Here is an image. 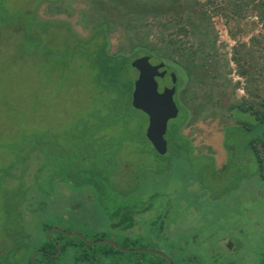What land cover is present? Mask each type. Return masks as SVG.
I'll list each match as a JSON object with an SVG mask.
<instances>
[{"label":"rangeland","instance_id":"374dc122","mask_svg":"<svg viewBox=\"0 0 264 264\" xmlns=\"http://www.w3.org/2000/svg\"><path fill=\"white\" fill-rule=\"evenodd\" d=\"M156 1L162 7L167 0ZM198 1H210L207 22L198 21L187 5L147 17L137 28L142 14L126 18L123 8L121 15L108 0H0V264H32L33 245L52 237L55 228L79 233L86 242L183 259L182 264H264V184L243 143H226L227 156L223 131L235 122L226 116L215 85L225 79L224 92L234 90L236 101L247 98V90L264 94V21L257 17L263 10L253 7L259 0ZM54 21L69 28L50 24ZM102 24L110 55L130 57L133 46L145 43L159 50L169 35L180 40L182 50L196 51L200 42L207 47L201 61L192 59L197 67L205 60L211 78L192 81L183 96L179 93L182 104L197 107L180 131L188 143L173 134L179 118L149 121L127 106L128 97L97 88V61L106 40L97 35L86 44L70 31L87 40ZM195 25L200 28L190 30ZM259 37V44L251 42ZM235 57L251 63L243 77ZM169 58L190 66L175 54ZM125 75L137 78L129 68ZM191 91L195 96L189 98ZM211 100L209 110L201 109ZM149 126L165 130V155L154 153L144 137ZM37 135L47 144L40 147L39 169L26 170L27 149ZM77 165L103 174L95 178L100 192L92 182L72 184ZM28 187L33 191L25 194ZM31 194L38 195L32 204L26 202ZM122 208L135 214L147 209L137 219L142 233L137 226L132 236L112 227ZM43 223L50 225L45 235ZM104 245L109 246L94 245L92 252L107 249ZM123 253L115 256L121 264L138 258Z\"/></svg>","mask_w":264,"mask_h":264},{"label":"trees","instance_id":"16d2710c","mask_svg":"<svg viewBox=\"0 0 264 264\" xmlns=\"http://www.w3.org/2000/svg\"><path fill=\"white\" fill-rule=\"evenodd\" d=\"M104 1V0H102ZM110 3H112V7L115 11L120 13L121 15L123 12H121L122 8L125 11L124 16L127 18L134 15L135 12H139L136 14L138 16L139 14H142L140 17H136L139 21L138 24H135L137 28H140L143 26L141 22L143 19H146L147 17H157L158 15H165L167 12H171L175 8L178 7H188L190 10L193 11L195 16L197 17V20L200 22H204L209 19L207 16V7L210 5V1L205 2V4H202L198 0H167L162 7H159L156 0H108ZM241 1V0H239ZM246 1V0H245ZM58 3L57 1L54 3ZM122 3V6H119ZM251 1L244 3L245 6H249ZM238 5V3L236 4ZM235 5V6H236ZM255 9L263 10L260 12V14H257V17H261V21L263 20V17L261 16L262 13L264 14V0H259L255 6L253 5ZM210 8V7H209ZM112 10V9H111ZM59 13V11H57ZM197 14V15H196ZM186 22L188 18H185ZM39 21H43L42 19H39ZM196 20V21H197ZM131 21H129L130 23ZM40 23V22H39ZM49 23V22H48ZM188 23H191L188 21ZM50 24H64L68 27V24L64 22H52ZM69 28V27H68ZM190 30H198L200 28L199 25L191 26ZM184 35H186V28H184ZM70 30V29H69ZM71 35L79 42L82 43H88L90 39H93L94 36L100 35L105 41L104 49L106 51L102 52L101 60H98L97 63L99 65L100 74L97 78V88H100L101 90H106L109 92H112L113 95H119L120 99L128 97V103L127 106L129 108L131 107V93L133 91V82L131 76L127 77L124 76L126 68H129L130 70H133L130 67V63L132 60L142 57V56H148V57H154L159 59L160 61L164 62L166 66L176 74L177 76V90L175 95V103L177 105L179 114H178V122L173 126V134L180 137V139L186 141L184 137L181 135L180 131L183 129L185 123L190 119L191 113L195 111L197 107L190 108L188 106L181 103L179 93L181 92L182 96L184 92H186L185 87L189 88L191 87V83L197 82V80L205 79V78H211L208 73L209 69L208 66L205 64V60H202L200 67H197L193 64L194 57L197 58V61H201L199 55H203L205 53V46L201 42L198 44V50L191 51V48H186L182 50V45L180 44V40H177L175 36L169 35V39L165 40L161 43L160 49L157 50L159 47L155 44H139L137 46H133L132 54L130 57L122 55V54H115L110 55L107 52L108 48V31H107V25L102 24L100 26H97L94 30L92 35L87 39L83 40L79 38L77 35H75L72 31H70ZM260 38L258 40L251 39V42H255L259 44ZM264 38V36H263ZM179 41V42H178ZM254 47V46H253ZM242 48L246 49V46H242ZM250 48V47H249ZM182 50L183 52H178ZM236 52L238 49L235 50ZM243 51V49H241ZM240 51V52H241ZM250 51V50H248ZM177 55L178 57L185 58L190 66L182 65L180 62H175L173 59L169 58L171 55ZM246 54V53H245ZM188 55H192L189 56ZM247 55V54H246ZM186 56V57H185ZM248 56V55H247ZM207 59V57H206ZM234 62L239 67V75L243 77V75L248 74L251 63L249 61L245 62L241 59L237 60V58H234ZM199 69V73L196 72V70ZM134 71V70H133ZM224 71V70H223ZM225 74V72H223ZM214 80V78H213ZM213 85V82L211 83L210 87ZM215 85H218L217 87L220 88L218 90L219 95H223L224 99L222 101V104L224 105V109L226 111V116L228 119H231L235 122V125L233 126H226V128L223 131L224 134V148L227 152L231 151V147L227 146L232 141L235 144L240 145L243 143L244 150L247 152L256 162L257 166V172L256 177L260 178L261 182L264 184V94L260 95L259 93H256V91H246L248 97L242 98L241 100H235L234 99V90L230 92V94H226L224 90L228 87L229 83L223 80L221 83H216ZM209 87V89H210ZM189 98L195 96V92L191 91L188 94ZM221 101V97L219 99V103ZM217 104V103H216ZM201 105V104H200ZM212 105L205 103L202 105L201 109H204L205 111L209 110ZM124 106V105H122ZM221 107V106H219ZM223 108V107H221ZM176 118V119H177ZM175 119V120H176ZM244 119V120H243ZM145 137V133H144ZM165 138V137H164ZM43 140V141H42ZM47 144L46 141H44V136H35L33 137V142L31 144V147L27 149V153L25 156V169L30 170L31 168L36 167V169H39V155L41 154L40 147L42 144ZM152 147V146H151ZM185 150V146H183L181 149ZM156 153L155 151H153ZM183 152V151H182ZM68 153V152H67ZM43 154V153H42ZM44 155V154H43ZM64 156V155H63ZM78 166V165H77ZM73 167V174L75 175V181H73L72 184L74 185H80L81 182L84 186H86L84 183L86 182H92L91 186L93 189H95L97 192H100L102 190V184H95V178L100 179L103 177V174L99 172L98 170H91V169H81L79 166ZM14 169H20V167H16V165L13 166ZM12 168V169H13ZM83 177V178H82ZM70 183V182H69ZM118 185H115V190H119ZM109 189H111L110 186L107 185ZM29 190H25V194H29V192L33 191L30 187H28ZM30 198L27 197L26 202H31V204L37 199L38 195H29ZM24 202H21L19 205V210L21 209V205ZM50 205V201L43 204V212L44 209H47V207ZM147 211H137L136 214L130 210L129 208H122L118 209V211L115 212L113 215V218H117V222L112 223L113 228H117L121 230L123 235H133V229L136 227V230L139 228L141 231L143 230L142 226L138 224V216L139 214H143ZM50 229V225L47 223H43L41 230L43 231L44 235L48 233V230ZM142 233V231L140 232ZM56 236L52 235V237L47 236L45 240H40V242L33 245L34 251H38L34 258V264H58L60 262H64L66 260L67 263L71 264H121L120 261H116L115 256L124 254L121 250L123 247L118 246L121 250L115 249L113 247H109L107 245H104L107 247V249H99L98 251L92 252V247L84 244V242L80 239H72V240H64L65 237H63L58 232H53ZM30 239V238H29ZM57 248L59 249L58 256H54L57 252ZM42 251V252H39ZM130 255V254H129ZM135 256H138L136 260L127 262L126 264H168L166 257H162L157 254H134ZM144 256H151V259H145ZM172 264H182L183 259L181 260H171ZM28 264H31L29 261Z\"/></svg>","mask_w":264,"mask_h":264},{"label":"water","instance_id":"95a60500","mask_svg":"<svg viewBox=\"0 0 264 264\" xmlns=\"http://www.w3.org/2000/svg\"><path fill=\"white\" fill-rule=\"evenodd\" d=\"M130 67L137 74V78L133 82V91L131 93L132 109L145 115L149 121L157 120L167 123L175 120L179 114L174 100L176 95V74L162 62L158 60L156 61L148 56H142L132 60ZM145 137L158 155L163 156L167 153V143L164 138L165 130L149 126L145 131ZM53 231H56L63 236L66 235L67 237L79 238L89 246L105 243L115 249L121 250L113 242H86L79 233L66 234L57 228L49 232L50 236H52ZM227 246L229 249L231 248V244L228 243ZM121 251L125 253L157 254L166 257L163 254L147 249ZM37 253L38 251L34 252L32 255V264H34V258ZM58 254L59 249L57 248L55 255L57 256ZM166 260L168 264H172L171 260L168 258H166Z\"/></svg>","mask_w":264,"mask_h":264},{"label":"flooded vegetation","instance_id":"af4514ba","mask_svg":"<svg viewBox=\"0 0 264 264\" xmlns=\"http://www.w3.org/2000/svg\"><path fill=\"white\" fill-rule=\"evenodd\" d=\"M174 73V72H173ZM176 87H177V85H176ZM176 90H177V88H176Z\"/></svg>","mask_w":264,"mask_h":264}]
</instances>
